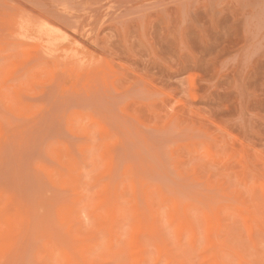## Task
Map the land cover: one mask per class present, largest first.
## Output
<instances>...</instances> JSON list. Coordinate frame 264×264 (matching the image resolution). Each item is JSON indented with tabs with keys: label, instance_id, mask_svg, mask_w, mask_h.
<instances>
[{
	"label": "rangeland",
	"instance_id": "obj_1",
	"mask_svg": "<svg viewBox=\"0 0 264 264\" xmlns=\"http://www.w3.org/2000/svg\"><path fill=\"white\" fill-rule=\"evenodd\" d=\"M0 264H264V0H0Z\"/></svg>",
	"mask_w": 264,
	"mask_h": 264
},
{
	"label": "bare ground",
	"instance_id": "obj_2",
	"mask_svg": "<svg viewBox=\"0 0 264 264\" xmlns=\"http://www.w3.org/2000/svg\"><path fill=\"white\" fill-rule=\"evenodd\" d=\"M51 35H40V39L44 45V47L48 48V47H52L53 45V39L50 37ZM55 43V42H54ZM76 43V42H75ZM41 45V44H40ZM80 46V45H79ZM61 53V52H60ZM59 54V53H58ZM57 55V54H56ZM60 56V55H59ZM64 55H62L63 57ZM83 56V55H82ZM57 57V56H56ZM61 57V56H60ZM58 58V57H57ZM81 58V57H80ZM83 59V58H82ZM58 60V59H57ZM59 61V60H58ZM83 61H85V58L83 59ZM82 61V62H83ZM68 64V63H67ZM66 65V64H65ZM77 66V65H76ZM85 68V67H84Z\"/></svg>",
	"mask_w": 264,
	"mask_h": 264
}]
</instances>
